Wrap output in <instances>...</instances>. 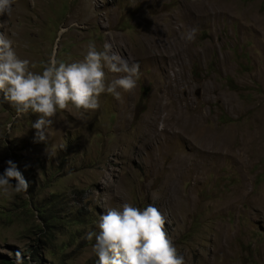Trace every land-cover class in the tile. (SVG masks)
Returning a JSON list of instances; mask_svg holds the SVG:
<instances>
[{"label":"rangeland","instance_id":"374dc122","mask_svg":"<svg viewBox=\"0 0 264 264\" xmlns=\"http://www.w3.org/2000/svg\"><path fill=\"white\" fill-rule=\"evenodd\" d=\"M0 32L35 72L90 41L141 72L98 110L58 111L46 142L0 103V174L12 160L29 182L0 190V264H98L86 234L124 203L166 213L186 264H264V0H15Z\"/></svg>","mask_w":264,"mask_h":264},{"label":"clouds","instance_id":"9594fccd","mask_svg":"<svg viewBox=\"0 0 264 264\" xmlns=\"http://www.w3.org/2000/svg\"><path fill=\"white\" fill-rule=\"evenodd\" d=\"M14 3L15 0H0V16L11 17ZM197 31L190 28L183 38L191 42ZM33 68L34 64L17 54L13 39L0 32V103L10 104L17 117L36 114L37 119L31 125L35 129L34 142L48 140V129L58 111L66 110L69 104L84 112L98 110L101 94L108 93L119 100L120 89L132 91L141 76L139 63L130 62L109 41L103 43L102 49L90 41L82 61L66 63L51 59L43 65L42 72ZM105 68L123 75L108 82ZM6 163L0 174V190L5 196L10 195L9 189L15 194H27L29 182L17 164L12 160ZM166 223L167 214L151 204L139 208L124 203L119 209L108 208L101 214L99 231L88 232L86 238L95 240L98 264H186L168 236ZM23 260L18 251L15 264H23Z\"/></svg>","mask_w":264,"mask_h":264},{"label":"trees","instance_id":"16d2710c","mask_svg":"<svg viewBox=\"0 0 264 264\" xmlns=\"http://www.w3.org/2000/svg\"><path fill=\"white\" fill-rule=\"evenodd\" d=\"M230 89H232V90H236L237 89L236 86L232 82H230ZM3 264H11V263L3 262Z\"/></svg>","mask_w":264,"mask_h":264}]
</instances>
